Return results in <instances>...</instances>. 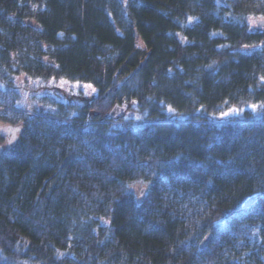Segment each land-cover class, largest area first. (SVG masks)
<instances>
[{
    "label": "trees",
    "instance_id": "trees-1",
    "mask_svg": "<svg viewBox=\"0 0 264 264\" xmlns=\"http://www.w3.org/2000/svg\"><path fill=\"white\" fill-rule=\"evenodd\" d=\"M249 19L264 0H0V264H264ZM20 74L97 94L28 112ZM125 103L134 118H105Z\"/></svg>",
    "mask_w": 264,
    "mask_h": 264
},
{
    "label": "rangeland",
    "instance_id": "rangeland-1",
    "mask_svg": "<svg viewBox=\"0 0 264 264\" xmlns=\"http://www.w3.org/2000/svg\"><path fill=\"white\" fill-rule=\"evenodd\" d=\"M261 19H249L248 24L250 29L257 28L256 22ZM26 23H31L27 21ZM251 49V48H250ZM12 86L16 88L21 96V106L28 112H35L38 110L54 112L57 110L51 104H45L42 99L54 100L62 104H75L83 105L88 103L93 97L96 96L97 91L93 87H88L85 84L69 83L61 80H33L26 75L20 74L12 78ZM254 114L259 112L264 113V106L251 109ZM223 115L222 120H230L237 114L233 112L226 113ZM135 112L133 107L127 109L122 115L123 120L128 118H134ZM15 133V132H14ZM10 130L4 131L0 136V150H4L7 147V141H11L12 135H15ZM139 189V188H137ZM136 189V190H137Z\"/></svg>",
    "mask_w": 264,
    "mask_h": 264
},
{
    "label": "water",
    "instance_id": "water-1",
    "mask_svg": "<svg viewBox=\"0 0 264 264\" xmlns=\"http://www.w3.org/2000/svg\"><path fill=\"white\" fill-rule=\"evenodd\" d=\"M220 3H223L225 0H218ZM257 27L260 28H264V20H259L256 22ZM129 105L127 103L119 105V104H115L110 111L106 114L105 118L106 119H118L122 116V114H124L126 112V110L128 109ZM131 191H134L133 188L131 189ZM146 189L145 188H141L138 191V198L137 201L141 202L143 199V195L145 193ZM255 197H252L250 199H248L245 202V206L249 207L254 201H255ZM211 239L210 235L205 236V238L202 240L201 244H200V249H204L207 244L209 243Z\"/></svg>",
    "mask_w": 264,
    "mask_h": 264
},
{
    "label": "snow or ice",
    "instance_id": "snow-or-ice-1",
    "mask_svg": "<svg viewBox=\"0 0 264 264\" xmlns=\"http://www.w3.org/2000/svg\"><path fill=\"white\" fill-rule=\"evenodd\" d=\"M88 87H91V85H88ZM253 109H255L257 106L256 105H252L251 106ZM171 110V109H170ZM231 112H237V109H230ZM224 115H227L226 113ZM9 143H11V141H9ZM141 184L142 187H146L147 185L144 184L143 182H138ZM128 187H135V185H129Z\"/></svg>",
    "mask_w": 264,
    "mask_h": 264
},
{
    "label": "flooded vegetation",
    "instance_id": "flooded-vegetation-1",
    "mask_svg": "<svg viewBox=\"0 0 264 264\" xmlns=\"http://www.w3.org/2000/svg\"><path fill=\"white\" fill-rule=\"evenodd\" d=\"M11 140H12V141L14 140V136H13V138H12ZM12 141H11V142H12Z\"/></svg>",
    "mask_w": 264,
    "mask_h": 264
}]
</instances>
